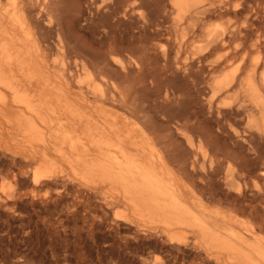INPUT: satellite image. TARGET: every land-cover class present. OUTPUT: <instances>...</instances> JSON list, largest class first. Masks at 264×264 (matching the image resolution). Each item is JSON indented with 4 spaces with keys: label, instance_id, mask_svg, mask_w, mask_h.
I'll return each instance as SVG.
<instances>
[{
    "label": "bare ground",
    "instance_id": "bare-ground-1",
    "mask_svg": "<svg viewBox=\"0 0 264 264\" xmlns=\"http://www.w3.org/2000/svg\"><path fill=\"white\" fill-rule=\"evenodd\" d=\"M99 3L103 52L73 34L70 0H0V109L32 185L59 192L70 169L171 241L196 228L264 264V0Z\"/></svg>",
    "mask_w": 264,
    "mask_h": 264
},
{
    "label": "rangeland",
    "instance_id": "rangeland-1",
    "mask_svg": "<svg viewBox=\"0 0 264 264\" xmlns=\"http://www.w3.org/2000/svg\"><path fill=\"white\" fill-rule=\"evenodd\" d=\"M99 2L70 0V13L75 21L73 34L103 52L110 40L104 28L108 19L96 15L93 9ZM100 19L106 20L100 23ZM8 100L12 102L11 96ZM15 114L16 109L10 106L0 109V264H231L221 250L208 246L196 228L184 231L180 244L171 241L175 229L158 219L124 211L127 207L122 198L75 177L70 169L71 179L61 182L59 192L51 188L36 190L29 166L34 157L11 144L3 124L5 116ZM124 121L121 118V124ZM8 145L14 154L8 151ZM40 149L50 152L47 146ZM65 164L58 161L60 167ZM7 179L13 180L12 191L4 186ZM117 214L126 216L119 218Z\"/></svg>",
    "mask_w": 264,
    "mask_h": 264
}]
</instances>
